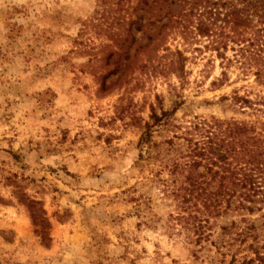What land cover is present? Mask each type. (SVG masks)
I'll return each instance as SVG.
<instances>
[{
    "label": "rangeland",
    "instance_id": "rangeland-1",
    "mask_svg": "<svg viewBox=\"0 0 264 264\" xmlns=\"http://www.w3.org/2000/svg\"><path fill=\"white\" fill-rule=\"evenodd\" d=\"M216 122L264 133V0H0V264L253 256L264 210L184 201Z\"/></svg>",
    "mask_w": 264,
    "mask_h": 264
},
{
    "label": "trees",
    "instance_id": "trees-1",
    "mask_svg": "<svg viewBox=\"0 0 264 264\" xmlns=\"http://www.w3.org/2000/svg\"><path fill=\"white\" fill-rule=\"evenodd\" d=\"M133 24L138 25L137 31H141L138 21ZM164 27H168V24ZM197 32L200 37L209 38L213 34V27L210 23L200 20ZM261 32H257L260 40L263 37ZM224 39L237 41L234 37L222 35L217 44L224 48L227 47ZM241 101L250 103L248 100ZM168 116V113L164 114V117ZM153 119L154 124L162 121L157 115H154ZM223 125L216 122L214 128V124H196L195 129L204 135L205 140L202 144L190 146L192 150L189 157L192 162L188 166L190 170L186 178L184 201H203L208 209L212 208L218 214L221 213L225 201L227 209L244 210L253 215L256 211L264 210V133H257L254 127L237 122L227 124L225 129ZM148 128L150 131L151 125L148 124ZM148 137L149 134L143 137L142 142L148 141ZM201 168L207 172L201 173ZM208 174H212V180L219 182L214 192H209V182L206 180ZM256 229L254 224H250L245 230V238L253 239V243L247 247L253 256L245 257L240 264H264V244L261 245L258 237L254 235ZM237 263L235 256L231 264Z\"/></svg>",
    "mask_w": 264,
    "mask_h": 264
}]
</instances>
